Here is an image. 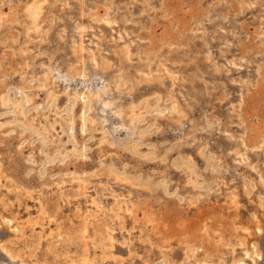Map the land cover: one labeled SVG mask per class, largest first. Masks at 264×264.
<instances>
[{
	"label": "rangeland",
	"instance_id": "1",
	"mask_svg": "<svg viewBox=\"0 0 264 264\" xmlns=\"http://www.w3.org/2000/svg\"><path fill=\"white\" fill-rule=\"evenodd\" d=\"M0 264H264V0H0Z\"/></svg>",
	"mask_w": 264,
	"mask_h": 264
},
{
	"label": "bare ground",
	"instance_id": "2",
	"mask_svg": "<svg viewBox=\"0 0 264 264\" xmlns=\"http://www.w3.org/2000/svg\"><path fill=\"white\" fill-rule=\"evenodd\" d=\"M138 2V1H137ZM30 4V3H29ZM32 4V3H31ZM52 4V3H51ZM36 5V4H35ZM39 5V4H38ZM42 5V4H41ZM50 5V4H49ZM33 7V6H32ZM58 8V7H57ZM37 11H35V13H36ZM40 12V11H39ZM118 12V11H117ZM202 12V11H201ZM53 13V12H52ZM38 15V14H37ZM40 15V14H39ZM102 18V17H101ZM34 20H35V18H34ZM98 36V35H97ZM50 40V39H49ZM99 44V43H98ZM124 55V54H123ZM162 55V54H161ZM89 65V64H88ZM81 75H82V73H81ZM107 81V80H106ZM67 94V93H66ZM100 97V96H99ZM102 97V96H101ZM262 122V121H261ZM114 139V138H113ZM204 156V155H203ZM91 194V193H90ZM154 223V222H153ZM61 235V234H60ZM49 245V244H48Z\"/></svg>",
	"mask_w": 264,
	"mask_h": 264
}]
</instances>
